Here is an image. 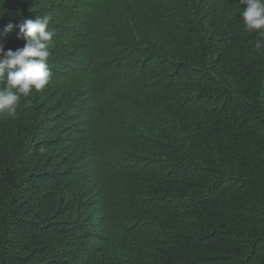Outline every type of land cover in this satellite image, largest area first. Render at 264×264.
Segmentation results:
<instances>
[{
	"label": "trees",
	"instance_id": "1",
	"mask_svg": "<svg viewBox=\"0 0 264 264\" xmlns=\"http://www.w3.org/2000/svg\"><path fill=\"white\" fill-rule=\"evenodd\" d=\"M0 264H264V0H0Z\"/></svg>",
	"mask_w": 264,
	"mask_h": 264
}]
</instances>
